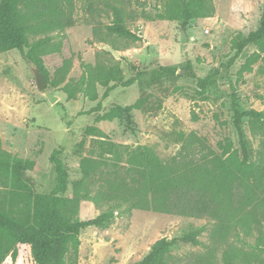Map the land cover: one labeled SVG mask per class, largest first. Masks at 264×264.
<instances>
[{
    "label": "trees",
    "instance_id": "obj_1",
    "mask_svg": "<svg viewBox=\"0 0 264 264\" xmlns=\"http://www.w3.org/2000/svg\"><path fill=\"white\" fill-rule=\"evenodd\" d=\"M75 2L0 0V52L19 51L25 60L39 67L49 87L60 89L69 101L79 97L92 103L98 101L95 107L80 115L98 114L97 121L120 119L130 126L131 113L142 109V101L125 108L115 106L104 115L100 113L103 102L115 89L140 83L144 77L142 72L126 78L121 62L107 54H98L94 64L82 63L83 73L78 79L68 78L71 58L64 59L53 76L45 67L47 58L61 55L64 50V43L55 41L52 34L63 33L76 25ZM110 8L109 24L91 22L92 43L125 51L133 44L144 42L142 34L130 27L124 8L118 5ZM214 13L213 0H161L154 16L144 13L142 17L178 21L186 26L193 20L210 18ZM129 17L134 18L136 14L131 12ZM252 45L258 51L248 60L246 69L251 71L252 65L261 60L264 71V11L256 30L248 35L238 34L233 45L235 55L223 67L230 69ZM154 73L175 75L176 70L161 68ZM219 73L220 69L198 80L199 95L205 96L213 77ZM99 88L105 90L100 100ZM232 111L230 127L234 136H224L218 141L217 151L204 139L181 136L183 148L169 160L160 158L152 147L118 144L97 126L87 127L76 147L81 154L92 139L91 150L79 163L82 178L73 183L72 195L68 194L69 174L61 158L64 148H56L50 157L56 183L44 193L38 188L37 176L44 172L39 163L4 150L0 139V177L10 180L13 198L24 203L19 213L7 211L0 204V264L10 253L16 259L17 244L30 248L34 264H73L85 229L107 228L117 216L134 210L207 217L215 222L210 232L213 248L229 244L233 237L247 245L245 238L257 233L255 245H249L252 251L228 246L223 259L225 264H264L260 257L264 253V111L241 110L235 95ZM245 119L253 136L260 138L256 152L246 133ZM87 202L99 213L82 219L79 217L81 206ZM201 232L178 239H161L136 264H175L174 248L182 244L202 245L198 239ZM215 253L212 249L196 263H213Z\"/></svg>",
    "mask_w": 264,
    "mask_h": 264
},
{
    "label": "rangeland",
    "instance_id": "obj_2",
    "mask_svg": "<svg viewBox=\"0 0 264 264\" xmlns=\"http://www.w3.org/2000/svg\"><path fill=\"white\" fill-rule=\"evenodd\" d=\"M215 13L210 18L191 21L184 26L178 21L147 20L144 13L155 15L161 0H76V25L63 33L52 34L55 41L64 43L61 55L47 58L44 63L51 76L64 59H72L68 78L82 76V63L94 64L98 54H107L121 62L126 78L143 73V80L129 88L118 87L103 102L100 114L109 113L115 106L127 107L142 101V109L134 110L132 124L114 119L97 121L98 114L80 115L95 107L84 97L69 101L60 89H52L59 100L51 104L35 83L29 61L17 51L0 52V139L3 149L22 159L39 163L44 172L37 176L40 191L49 192L56 183V174L49 160L53 151L64 148L61 156L69 174L68 194L73 183L82 178L79 163L91 150L89 139L86 151L79 153L76 144L89 126H97L109 138L132 147L148 146L163 160L177 156L183 148L181 136L204 139L217 151V143L224 136H234L232 96L241 110L264 111V71L262 61L248 71V60L258 51L254 45L245 49L230 68L223 66L235 55L233 45L239 33L248 35L259 27L264 0H213ZM110 5H118L127 12L131 28L139 31L144 42L133 44L125 51L92 43L91 22L110 23ZM131 12L136 17H129ZM34 39H32L33 41ZM161 68L176 70L175 75L157 74ZM213 77L205 96L199 95L200 78ZM159 73V72H158ZM154 75V77H153ZM99 100L104 89L99 88ZM206 97V98H205ZM221 122L226 125H221ZM245 130L255 152L260 138L253 136L248 119ZM10 180L0 177V204L18 213L24 206L13 198ZM99 210L91 203H83L79 217H93ZM214 221L207 217L192 218L153 211L134 210L117 216L107 228L91 227L81 234V246L76 264H136L161 239H178L202 230L200 246L180 245L172 251L175 264H197L200 256L216 250L211 264H225L223 253L228 246L252 251L257 233L246 237L247 245L236 237L230 243L213 248L210 232ZM243 236V235H242ZM16 259L8 254L1 264H34L30 248L17 244ZM264 260V253L260 256ZM71 261V260H70Z\"/></svg>",
    "mask_w": 264,
    "mask_h": 264
},
{
    "label": "water",
    "instance_id": "obj_3",
    "mask_svg": "<svg viewBox=\"0 0 264 264\" xmlns=\"http://www.w3.org/2000/svg\"><path fill=\"white\" fill-rule=\"evenodd\" d=\"M30 69H31V72H32V74H33V76L35 78V83H36L37 89L41 93H44L45 98L51 104H55L59 100V98L53 94L52 89L49 87V85H48L45 77L41 73L39 67L36 64L31 63L30 64Z\"/></svg>",
    "mask_w": 264,
    "mask_h": 264
}]
</instances>
